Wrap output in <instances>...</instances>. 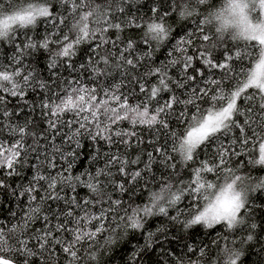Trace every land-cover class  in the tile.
Returning <instances> with one entry per match:
<instances>
[{"label": "snow or ice", "instance_id": "obj_1", "mask_svg": "<svg viewBox=\"0 0 264 264\" xmlns=\"http://www.w3.org/2000/svg\"><path fill=\"white\" fill-rule=\"evenodd\" d=\"M264 264V0H0V264Z\"/></svg>", "mask_w": 264, "mask_h": 264}, {"label": "trees", "instance_id": "obj_2", "mask_svg": "<svg viewBox=\"0 0 264 264\" xmlns=\"http://www.w3.org/2000/svg\"><path fill=\"white\" fill-rule=\"evenodd\" d=\"M261 255L259 250L252 248L249 250L248 255L245 258V264H260Z\"/></svg>", "mask_w": 264, "mask_h": 264}]
</instances>
